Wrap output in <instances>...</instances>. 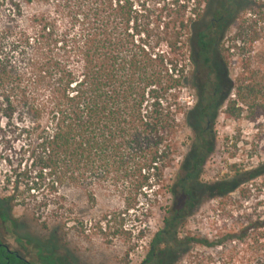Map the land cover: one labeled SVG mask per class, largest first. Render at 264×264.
<instances>
[{"label":"trees","instance_id":"16d2710c","mask_svg":"<svg viewBox=\"0 0 264 264\" xmlns=\"http://www.w3.org/2000/svg\"><path fill=\"white\" fill-rule=\"evenodd\" d=\"M20 2L13 17L22 14ZM52 6L66 18L63 28L39 23L36 37L23 32L8 43L10 29L0 27V116L11 120L19 111L30 121L31 189L52 191L43 199L52 202V221L74 214L63 191H80L94 205L96 191L107 190L125 208L112 233L118 235L139 195L166 188L172 200L142 264H177L189 253L194 264H264V162L233 165V176L214 182L200 179L214 147L207 122L215 108L226 101L228 117L245 112L264 124V0H172L157 8L153 41L140 0H52ZM43 35L52 50L28 57L30 43ZM183 88L197 91L193 106L179 100ZM182 128L191 140L174 182L164 185ZM205 199L216 203L221 219L212 236L184 233ZM1 201L25 205L11 196ZM59 230H52L53 240Z\"/></svg>","mask_w":264,"mask_h":264},{"label":"rangeland","instance_id":"374dc122","mask_svg":"<svg viewBox=\"0 0 264 264\" xmlns=\"http://www.w3.org/2000/svg\"><path fill=\"white\" fill-rule=\"evenodd\" d=\"M171 1L140 0L144 2L148 20L152 22L149 26L152 41L157 34L153 22L157 8ZM18 2L0 3V27L10 29L8 43L23 32L31 38L36 37L39 23L47 25L51 31L52 24L57 28H63L66 24V18L54 10L52 0L35 1L27 6L21 1L22 14L13 17L14 4ZM43 36V39L36 38L37 44L30 43L26 51L28 57L37 60L42 53L47 56L52 50L45 40L47 35ZM161 49L166 50L164 44ZM17 51L16 61L21 57ZM197 96L196 90L183 88L179 100L193 106ZM226 103L215 108L207 122L214 137V147L201 167L200 179L204 182L233 176V165L238 169H249L264 162V124L260 122L258 126L257 122H250L245 112L238 118L228 117L225 113ZM20 114L19 111L15 112L11 120L0 116V242L32 264H142L153 234L163 226V218L172 200L166 188L157 190L158 187H155L139 195L137 206L129 210L124 218L123 230L126 232L118 235L112 233L119 228L125 208L121 198L107 190L96 191L94 205L87 203L80 191H63L74 214L70 221L64 223L52 221V202L43 205V199L52 197V191L43 186L31 189L35 181L31 155L34 137L30 121ZM20 117L25 120H20ZM27 126L28 129H25ZM191 135L189 130L183 128L179 133V153L173 168L165 173L164 185L174 182ZM256 181L261 183L263 178ZM5 196L24 201L25 205L2 202ZM215 204L210 199L200 202L194 214L187 219L184 233H201L211 237L212 225L221 221L214 212ZM54 228L60 230L53 240ZM52 245L58 248L53 249ZM193 255H185L177 264H194Z\"/></svg>","mask_w":264,"mask_h":264},{"label":"flooded vegetation","instance_id":"af4514ba","mask_svg":"<svg viewBox=\"0 0 264 264\" xmlns=\"http://www.w3.org/2000/svg\"><path fill=\"white\" fill-rule=\"evenodd\" d=\"M0 249L3 255V258L0 261V264H17V263H13L11 261V258H19V259L26 261L29 264H32L28 259L20 255L17 251L9 249V247L4 243L0 242Z\"/></svg>","mask_w":264,"mask_h":264}]
</instances>
